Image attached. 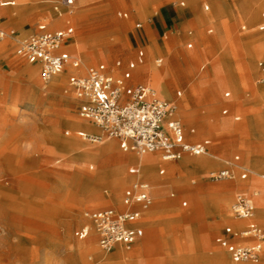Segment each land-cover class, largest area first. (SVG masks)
<instances>
[{
    "label": "rangeland",
    "instance_id": "rangeland-1",
    "mask_svg": "<svg viewBox=\"0 0 264 264\" xmlns=\"http://www.w3.org/2000/svg\"><path fill=\"white\" fill-rule=\"evenodd\" d=\"M15 1L0 6L6 34L0 40L5 43L0 49V264H97L85 248L96 244L84 245L86 238L78 239L73 231L91 224L85 210L122 206L124 186L132 179L128 169L139 167L132 158L145 155L156 163L147 175L139 167L152 195L143 234L129 248L118 244L105 251L96 246L98 252L111 257L120 249L129 256L124 264L234 262L216 238L226 225L245 223L231 210L238 194L252 199L253 218L264 225V83L258 82L257 66L264 59V29H257L264 0H79L73 7L71 48L86 65L104 63L120 74L134 62L131 83L149 85L171 100L187 135L194 128L198 137L187 139L208 140L206 154L172 160H162L160 152L125 151L104 134L97 142L74 135L70 124L85 119L65 75L45 82L34 65L16 54L18 43L52 13L50 0ZM150 65L170 98L140 70ZM70 139L102 151L86 156ZM203 155L210 159L205 169L181 164ZM103 160H110L104 167L109 172L125 170L120 188L113 180L97 178ZM229 166L232 177H209ZM248 239L234 240H253ZM236 263L264 264V259Z\"/></svg>",
    "mask_w": 264,
    "mask_h": 264
},
{
    "label": "built area",
    "instance_id": "built-area-1",
    "mask_svg": "<svg viewBox=\"0 0 264 264\" xmlns=\"http://www.w3.org/2000/svg\"><path fill=\"white\" fill-rule=\"evenodd\" d=\"M78 1L57 0L54 10L63 17L64 25L53 29L46 23L38 24L36 31L18 43L16 54L37 66L39 76L45 82L64 74L73 89L79 116L98 127L102 134L116 139L123 150L160 152L164 160L178 159L183 154H204L208 140H187L183 126L175 115L176 107L171 101L162 98L149 85L129 83L134 62L128 64L127 70L116 74L109 72L104 63L85 65L80 57L65 48L75 32L71 17ZM261 17L264 19V10ZM260 29H264V23ZM5 37V31L0 27V40ZM139 56H142V51H139ZM258 66V82L264 83V59L258 62ZM177 93L180 94L179 91ZM225 96H229V92ZM78 135L92 142L101 139L90 133L78 132ZM128 173L137 174L138 168L130 167ZM233 175V167H227L211 172L209 177L218 180ZM246 175L247 171L240 174L241 178ZM262 176L264 180V174ZM150 189L148 181L135 179L123 191V209L106 207L83 212V216L91 221L96 230L101 249L110 251L117 244L129 248L136 242L143 231L139 221L152 203ZM231 210L235 217L249 221L240 230L225 226L223 234L216 241L235 262L257 261L263 251L264 226L251 219L254 213L251 198L238 194ZM73 233L78 239L86 238L88 225L75 228ZM228 236L254 237L257 242L240 245L232 242Z\"/></svg>",
    "mask_w": 264,
    "mask_h": 264
},
{
    "label": "bare ground",
    "instance_id": "bare-ground-1",
    "mask_svg": "<svg viewBox=\"0 0 264 264\" xmlns=\"http://www.w3.org/2000/svg\"><path fill=\"white\" fill-rule=\"evenodd\" d=\"M122 23H123V25H126L125 22H122ZM147 71H148V74H149L148 76H149V78L152 81V84L154 82V85L156 87H158V89L162 93V95L165 96V97H167V98H170V96L168 95V93L163 89L162 82L161 81H158L159 80V72L157 71V69L150 65L148 67V70ZM144 74H146V73H144ZM22 89H23V86H22ZM175 114L177 115L176 111H175ZM211 114H212V110L210 111L209 115H207V117L208 116H211ZM186 116L187 117H190L192 119V117L189 114H187ZM207 117H206L207 124L210 125V126H215V124H214L215 121H208ZM70 125H71V127L73 128V130L75 132L74 133L75 136H79L78 135V132H82L83 129H90L92 131H97V129L95 127H93V126H91V125H89L87 123H84V122L83 123L82 122L71 123ZM92 134L98 135L101 138L104 137V135L102 134L101 130H100L99 133H92ZM198 134H201V133L199 132ZM70 140L72 141V143L78 145L80 147V149H81V152L84 155H86V156H96V155H98L102 151V148L101 147H98V146L95 147V148L86 147V146L83 145L82 141H80L78 139H70ZM95 142H97V141H95ZM109 149H111V148H109ZM128 150H130V149H128ZM125 151H127V150H125ZM132 163L133 164H137L142 170H144V172L147 175V173L150 170H152V167L154 166V164L156 162H155V159L152 156L145 155V156H143L141 158H132ZM109 164H110V160H103L101 162V164H100L101 169H99L96 172L97 178L98 179L105 180V181H107V180H113L114 183L116 185H118V187L120 188V186H122V184L124 183V181L126 179L125 170L124 171H121V172L120 171H118V172L117 171H115V172H109L107 169H104V167L108 166ZM181 164H182L183 167L189 168V169H194V168L195 169H204L205 165L210 164V159L206 158L205 155H203L202 157L199 156V157H195V158H192V159H186V160L182 161ZM112 200H114V199H112ZM89 226H91L93 228V231H94V233L96 235L95 228L90 224V225H88V234H87V237L86 238H88V236L90 235V232H91ZM85 244H87V242H85L84 245ZM88 244H90V243H88ZM86 246L87 245H85V248L88 251L94 253L95 260H96V262H98L97 264H112L110 262L112 260H115V261L116 260H121V261H123V264H124V262L129 261L128 260V257H129L128 254L125 253V252H122V250H120V249H118V251L113 256L109 257L107 255L100 254L98 252V248L96 246L95 247L92 246V245L91 246H88V247H86ZM225 264H238V263L231 262V263H225Z\"/></svg>",
    "mask_w": 264,
    "mask_h": 264
},
{
    "label": "crops",
    "instance_id": "crops-1",
    "mask_svg": "<svg viewBox=\"0 0 264 264\" xmlns=\"http://www.w3.org/2000/svg\"><path fill=\"white\" fill-rule=\"evenodd\" d=\"M46 1H49V0H46ZM46 1H41L40 0V2H46ZM57 0H50V3H51V7H52V13H49V15L48 16H46L45 17V20L43 21V22H41V23H46L47 24V26L49 27V28H53V29H55V28H58V27H61V26H63L64 25V22H63V17H60V16H58V14L56 13V11L54 10V4H55V2H56ZM217 1H220V0H217ZM1 2H9V3H7V4H4V5H1L0 4V6H6V5H9V4H15V0H0V3ZM181 3H183V4H181ZM185 4V1H181L180 2V5H184ZM243 6H244V4L243 5H240L239 3H238V8H243ZM250 7V6H249ZM249 7H247L248 9H249ZM204 8L205 9H208L209 8V6L208 5H205L204 6ZM247 9V10H248ZM264 10V9H263ZM262 10V11H263ZM261 11V12H262ZM261 12H260V16H259V20H258V22H257V29L258 30H263V29H260V25L262 24V23H264V19L261 17ZM52 17H56L57 19H58V21L54 24V23H52ZM73 19H74V13L72 14V17H71V23L72 24H74V21H73ZM0 21H1V19H0ZM4 23V22H3ZM40 24V23H39ZM0 27H1V25H0ZM241 28L242 29H245L246 28V26L243 24L242 26H241ZM37 29V28H36ZM75 30V29H74ZM34 31H36V30H34ZM33 31V32H34ZM74 34H75V32H74ZM74 34H73V36H74ZM73 36L69 39V41H68V43L65 45V48L71 53V54H73V55H76V56H78V57H80L81 58V60H82V57L81 56H79V55H77V54H75V52H74V50L71 48V44H72V42H73V40H72V38H73ZM3 40V39H2ZM4 44L5 43H2V44H0V49L4 46ZM191 46V43H188V47H190ZM151 48H153L154 49V52L156 51V50H158V48H157V45L156 44H152V46H150ZM142 55H143V53H142ZM140 62L142 61V56H139V59H138ZM158 60H160V61H158ZM157 60V62H161L162 61V58H159ZM260 60H262V59H260ZM260 60H258L257 61V66H258V62L260 61ZM83 61V60H82ZM84 62V61H83ZM84 64L86 65V63L84 62ZM91 65V64H90ZM36 68H37V70L39 71V69H38V67L37 66H35ZM108 67V66H107ZM134 67H135V64H134ZM140 70H142V68H140ZM148 67L147 68H145V69H143L142 71L144 72V73H146L147 75H149L148 74ZM258 70H259V72H260V69H259V66H258ZM108 71L109 72H112V73H115L111 68H109L108 67ZM132 72H133V68L131 69V77H132ZM187 74H189L188 72H187ZM191 74H189L188 76H190ZM59 76V75H58ZM56 77V76H55ZM54 77V78H55ZM131 79V78H130ZM129 79V83H131V80ZM211 82V80L208 82V85L206 86V87H208L209 86V83ZM131 84H133V83H131ZM17 86V85H16ZM230 94V93H229ZM20 97V96H19ZM18 97V98H19ZM208 100L209 101H213V98H208ZM4 101V100H3ZM169 101H171V100H169ZM172 102V101H171ZM173 103V102H172ZM211 104H212V102H211ZM84 121V123H87V124H89V125H91V126H93V127H95L96 129H97V131H92V130H90V129H85V130H83L82 132H84V133H90V134H92V133H99L100 132V130L95 126V125H93V124H90L88 121H86V120H83ZM191 130L193 131V133L192 134H190V135H187V133L185 132V134H186V138H187V136L188 137H190L192 140L193 139H196V138H198L196 135V132H194V128H191ZM185 131V130H184ZM187 140H189V139H187ZM189 141H191V140H189ZM206 154V153H205ZM160 155V157H161V159H162V156H161V153L159 154ZM185 158H187V157H185ZM184 158V159H185ZM183 159V160H184ZM162 160H164V159H162ZM172 160V159H171ZM133 164V163H132ZM210 164H207V165H205V167H204V169L207 167V166H209ZM136 167V166H135ZM229 167H232V166H229ZM90 168H93V166H90ZM136 168H138V173L137 174H131V176H132V179L124 186V189L127 187V186H129L130 184H131V182L132 181H134L135 179H143V180H146V181H148V179H146V178H141V176H140V168L139 167H136ZM225 168H227V167H225ZM234 169V168H233ZM163 169H161L160 170V173H163ZM243 171H247V170H243ZM248 173V172H247ZM147 177V176H146ZM262 178H263V176H262ZM149 182V181H148ZM149 184H150V182H149ZM151 186V185H150ZM124 189H123V191H124ZM150 193H151V189H150ZM122 195H123V192H122ZM102 196H104V195H102ZM152 196V195H151ZM108 201V200H107ZM251 201H252V199H251ZM108 203H109V201H108ZM253 204V203H252ZM113 205H118V197H116V203L115 204H113ZM121 207L120 206H116V207H119L118 209H123L124 208V205H123V203H122V198H121ZM115 207V208H116ZM150 209V208H149ZM149 209L148 210H146L144 213H143V216H142V218H141V220L139 221V225L142 227V229H143V226H142V220H144V218L146 217V214L148 213V211H149ZM253 209H254V205H253ZM254 214V213H253ZM254 222H256L255 220H254V218H253V216H252V218H251ZM242 220H244L245 221V223L243 224V225H238V226H232V225H230V226H232L234 229H236V230H240V229H242L243 227H245L246 226V224L248 223V219H242ZM257 223V222H256ZM258 224V223H257ZM90 225V224H89ZM260 225V224H259ZM227 226V225H226ZM261 226H264V225H261ZM90 227V230H91V232H90V235L88 236V238H86V241L85 242H90V241H92V242H94L95 244H96V246H99L98 245V243H97V239H96V235H95V233H94V231H93V228L91 227V226H89ZM142 234H143V231H142ZM142 234L137 238V240L142 236ZM222 234H223V232H222ZM229 237V239L232 241V242H234V243H236V244H240V245H247V244H253V243H255V242H257V240L254 238V237H240V238H249V239H253L252 241H247L246 243H237L234 239H236V236H228ZM238 237V236H237ZM248 239V240H249ZM136 240V241H137ZM84 242V243H85ZM135 244V243H134ZM118 245V244H117ZM116 245V248L118 247ZM120 245V244H119ZM71 247H76V246H70V248ZM84 248V246H79L78 248H79V252H80V249L81 248ZM222 247V246H221ZM131 253V252H130ZM228 253V252H227ZM131 254H133V253H131ZM209 254V253H208ZM229 254V253H228ZM230 256V255H229ZM89 257H91V256H89ZM210 259H212L213 261L215 260L214 258V255L213 254H210V257H209ZM231 258V257H230ZM262 259H264V248H263V251H262V253H261V255H260V258L258 259V260H262ZM223 262L224 261H226V260H228V259H221ZM232 260V259H231ZM257 260V261H258ZM233 261V260H232ZM235 262V261H234ZM242 262H245V261H242ZM256 262V261H255ZM226 263H231L230 261H228V262H226Z\"/></svg>",
    "mask_w": 264,
    "mask_h": 264
}]
</instances>
